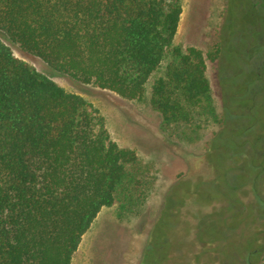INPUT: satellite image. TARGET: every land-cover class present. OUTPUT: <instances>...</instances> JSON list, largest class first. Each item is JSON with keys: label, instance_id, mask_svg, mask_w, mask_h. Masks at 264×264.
<instances>
[{"label": "trees", "instance_id": "1", "mask_svg": "<svg viewBox=\"0 0 264 264\" xmlns=\"http://www.w3.org/2000/svg\"><path fill=\"white\" fill-rule=\"evenodd\" d=\"M180 14L181 0H0V35L70 79L130 101L143 99L149 77L168 58L149 104L162 126L191 127L198 108L213 114L212 97L203 54L173 45ZM247 42L256 46L244 51L242 65L235 44L230 59L224 44L216 51L222 130L213 139L226 131L233 138L237 127L261 129L256 143L242 144L254 148L251 163L263 173L253 191L259 236L241 263L256 264L264 261V156L256 157L264 130L259 118L252 127L238 124L264 98V38ZM243 66H250L249 83ZM240 87L248 106L239 104ZM146 172L132 149L111 139L97 108L14 57L0 39V264H71L102 208L117 203L119 212H131L143 202ZM227 186L237 189L229 180ZM197 254L193 263L201 264Z\"/></svg>", "mask_w": 264, "mask_h": 264}, {"label": "rangeland", "instance_id": "2", "mask_svg": "<svg viewBox=\"0 0 264 264\" xmlns=\"http://www.w3.org/2000/svg\"><path fill=\"white\" fill-rule=\"evenodd\" d=\"M223 1L181 0L173 45L182 51L193 48L203 54L212 97L213 114L198 108L191 127L162 126L160 116L149 104L150 87L155 79L163 76L168 58L163 59L149 77L143 99L130 101L70 79L0 35L14 57L97 108L111 139L121 148L132 149L147 168L149 184L143 202L131 212H119L117 203L102 208L82 236L71 264H145V249L152 242H155L154 248L146 254V264H194L193 258L198 256V251L201 264H241L246 261L247 251L259 236L260 205L253 191L257 190L263 173L251 163L254 148L243 149L242 144L256 143V134L261 129L255 127L244 132L243 128L237 127L233 138L226 131L222 138L213 139L222 130L218 121L222 108L215 68L219 44L218 14ZM233 1L227 14L235 21V32L226 36L225 58L233 57L230 54L235 52L229 46L235 44L236 54L240 56L238 63L242 65L243 53L249 44L247 28L259 22L253 30L260 29L261 32L253 34L252 39L261 41L264 38L263 24L260 25L264 20L258 21L263 19L260 16L264 15V0L259 2L261 5L255 12L251 6L248 12L247 0ZM239 5H243V9ZM249 67L243 66L245 72L250 71ZM250 75L248 72L243 81L249 83ZM254 86L252 84V88ZM237 92L243 95L240 105L251 104L244 95V88L240 87ZM258 99L256 96L255 100ZM258 103L259 106L249 113L251 117L239 121L238 125L252 127L259 118L258 125L264 130V98ZM263 154L260 149L256 157ZM231 168L234 171L229 172ZM228 180L237 188L235 191L228 188ZM259 195L264 199V186ZM201 217L199 226L202 230L198 228L197 231ZM256 264H264V261Z\"/></svg>", "mask_w": 264, "mask_h": 264}, {"label": "flooded vegetation", "instance_id": "3", "mask_svg": "<svg viewBox=\"0 0 264 264\" xmlns=\"http://www.w3.org/2000/svg\"><path fill=\"white\" fill-rule=\"evenodd\" d=\"M224 1H223L224 4L222 3L220 5L222 8H220V14H218V19H219V30H218V39H219V42L218 43L219 44H218V46L220 45V47H222L223 44L226 47V44H225L226 41L225 42L223 41L226 38V36L229 34V31H227V30L225 31L226 27L228 28V26L230 25V27L234 28V25L233 24L235 23V21H233L232 18H229L228 17L229 15L227 14L228 13V10H229V5L230 4H233L234 5V1H233V3L231 2V0H224ZM247 1H248L249 6H248V9L247 8L246 9L248 10V12H250V9H249L250 6H251V9L253 10V8H257L258 6L261 5L259 2L262 1V0H247ZM241 7L243 9V5L240 6V8ZM240 8L238 10H240ZM252 33L253 32L250 31L249 32V36H248L251 39L253 37V34ZM254 39H255V37H254ZM220 42H221V44H220ZM255 46L256 45L254 43H249L248 46H247V48L249 50L252 47L255 48Z\"/></svg>", "mask_w": 264, "mask_h": 264}, {"label": "bare ground", "instance_id": "4", "mask_svg": "<svg viewBox=\"0 0 264 264\" xmlns=\"http://www.w3.org/2000/svg\"><path fill=\"white\" fill-rule=\"evenodd\" d=\"M181 22H182V20H181Z\"/></svg>", "mask_w": 264, "mask_h": 264}]
</instances>
